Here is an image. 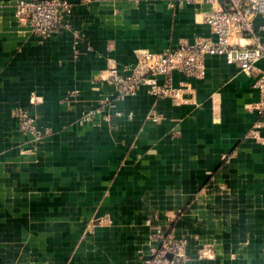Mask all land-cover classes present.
I'll return each instance as SVG.
<instances>
[{
  "label": "crops",
  "instance_id": "obj_1",
  "mask_svg": "<svg viewBox=\"0 0 264 264\" xmlns=\"http://www.w3.org/2000/svg\"><path fill=\"white\" fill-rule=\"evenodd\" d=\"M64 1L66 27L41 40L0 0V264H141L157 231L186 240L188 264H264V126L249 134L264 62L206 56L201 80L172 75L185 102L118 98L111 67L213 38V6Z\"/></svg>",
  "mask_w": 264,
  "mask_h": 264
},
{
  "label": "built area",
  "instance_id": "obj_2",
  "mask_svg": "<svg viewBox=\"0 0 264 264\" xmlns=\"http://www.w3.org/2000/svg\"><path fill=\"white\" fill-rule=\"evenodd\" d=\"M196 1L175 0L172 7L182 8ZM201 1L213 6L204 17L213 38H197L192 43L170 46L161 52L139 50L133 66L122 71L111 67L106 82L118 98L134 96L145 87L156 99L169 97L185 102L181 94L184 83L180 88L173 87L172 75L178 73L185 79L201 80L205 76L206 56H223L228 64L237 65L245 74H251L257 62H264V0ZM70 14L71 6L64 0H19L15 7V18L29 24L31 33L41 40L56 36L66 27L65 19ZM159 76L166 78L164 85H158ZM254 87L259 100L250 106L256 113L249 131L251 137L264 126V69L257 72ZM15 118L20 131L39 135L27 110H18ZM186 247L184 238L157 231L149 237L148 257L141 264H188Z\"/></svg>",
  "mask_w": 264,
  "mask_h": 264
}]
</instances>
